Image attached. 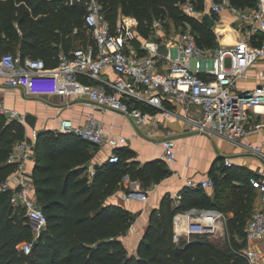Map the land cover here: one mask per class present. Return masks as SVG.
<instances>
[{
    "label": "trees",
    "instance_id": "trees-1",
    "mask_svg": "<svg viewBox=\"0 0 264 264\" xmlns=\"http://www.w3.org/2000/svg\"><path fill=\"white\" fill-rule=\"evenodd\" d=\"M98 1L112 25L120 14L137 18L143 39L154 35L157 20L166 27H191L203 47L219 44L214 28L180 10L181 0ZM230 1L241 8L255 5V0ZM194 2L198 10H204V0ZM85 14L77 1L0 0V54L42 58L55 68L60 52L70 54L93 42ZM26 131L23 124L0 115V264H250L238 252L247 244L246 226L257 191L250 180L257 172L224 165L220 173H212L214 196L203 188L189 187L182 190L180 200L166 195L153 210L137 253H130L120 237L131 229L138 214L107 200L119 190L127 191L126 177L147 190L170 176L171 169L161 159L141 163L133 149L122 147L117 150L118 162L96 164L95 176L90 178L89 164L99 148L74 133L55 130L40 131L35 142L34 197L46 213L47 226L31 242L27 254L24 246L32 232L26 208L11 203V188H1L16 170L8 159ZM228 188L231 202L225 196ZM190 208L232 212L227 219L230 243L218 244L207 234H194L191 241L178 243L176 216Z\"/></svg>",
    "mask_w": 264,
    "mask_h": 264
},
{
    "label": "built area",
    "instance_id": "built-area-1",
    "mask_svg": "<svg viewBox=\"0 0 264 264\" xmlns=\"http://www.w3.org/2000/svg\"><path fill=\"white\" fill-rule=\"evenodd\" d=\"M75 1L86 9L85 24L93 42L70 54L60 52L55 68H49L42 58L23 57L13 52L0 54V115L27 128L8 159L16 164L14 173L18 174V186L12 189L11 203L26 208L37 237L46 229L47 216L30 193L33 172L27 168V162L34 158L38 131L33 128L32 134L29 133L27 113L8 107L4 92L18 89L23 97L59 96L66 99L63 103L66 106L87 96L92 111L85 120L78 124L72 118L60 117L55 130L74 133L89 141L104 150L111 163L119 161L117 150L127 144L128 138L113 135L97 111L131 117L139 126L158 115L164 119L176 118L200 135L221 138L239 148L241 155L257 158L263 168L250 181L261 195L263 206L248 221L247 244L238 253L250 264H264V255L255 247V243L264 238V146L243 141L252 132L264 131V83L252 90L238 88L239 79L247 78L249 69L264 59V0H255V5L249 8L220 0L210 7L204 3V10L197 9L195 0H181L180 10L187 16L213 14L225 9L237 16L239 35L236 41L224 44L218 39V46L213 48L201 46L191 27L184 29L176 40H163L158 34L163 24L157 20L153 25L157 38L143 39L138 32L137 18L122 15L112 25L98 0H70V3ZM161 45L167 47V54L160 51ZM228 58L231 59L229 67ZM107 69L117 74L114 80L103 77ZM81 77L89 81L84 82ZM166 102L180 107L181 111ZM252 116L257 117L255 121ZM162 147V158L171 167L178 157L177 140L167 137ZM225 165H233L230 157L225 158ZM95 173L96 162L92 161L89 177L93 178ZM10 183L8 178L1 188H10ZM214 186L212 177L186 182L189 188ZM181 197L178 194L176 199ZM226 218L225 213L217 209L190 208L178 214L175 222L184 226L187 241H191L194 234H216ZM32 245L24 246L27 254Z\"/></svg>",
    "mask_w": 264,
    "mask_h": 264
},
{
    "label": "crops",
    "instance_id": "crops-1",
    "mask_svg": "<svg viewBox=\"0 0 264 264\" xmlns=\"http://www.w3.org/2000/svg\"><path fill=\"white\" fill-rule=\"evenodd\" d=\"M219 1L220 0H204V3L210 7ZM249 7L250 6H246V8ZM212 15L216 19L214 30L218 34L220 42L224 44L234 43L239 35V21L237 16L227 9L218 13H213ZM120 16L122 15L120 14L119 17ZM196 17L202 20V15H198ZM158 34L160 36L163 35L161 31ZM152 36H154L153 38H157L155 34ZM138 46L139 43H136L137 48H139ZM255 66H259L260 68L253 71ZM251 69L252 71H249L247 78L239 79V90H252L264 83V59L258 61ZM103 77L114 80L117 77V74L112 69H107ZM15 94L20 96L21 91L18 89H7L4 92L6 105L10 108L18 109L21 112L35 115L37 117L35 129L38 133L42 130H55L60 117L72 118L76 123H82L86 116L92 111V108L87 104V96L73 102L71 106L63 105V103L66 102V99L64 100L62 97L54 96L51 98L43 96L45 99L50 98L49 102L59 99V102L55 103L57 104L56 109L58 108L55 112L56 114L54 117H50L47 112L18 107L16 102H14ZM166 103L172 108L176 106L171 102ZM74 106H81L82 109H75L74 111L66 112L63 116V112L72 109ZM175 108L181 111L180 107ZM147 109L152 112L154 111L152 108ZM97 114L104 120L107 129L113 135H123L128 138V142L125 146H123V148L127 147L133 149L137 154V159L141 163L158 159L163 160V140L167 137H173L177 140L178 157L176 162L169 167L171 169L170 176L166 177L160 183L153 184L147 190L142 188L140 182H133V188L138 189L132 194L137 193L138 196L129 198L124 190H119L115 195L109 197L107 200V203L120 204L133 213L138 214L136 222L133 224L131 229L126 235L120 237L130 253H137L140 240L149 225L153 210L160 207L161 202L166 195H171L174 199H176V196L181 194L182 190L186 187L188 179L199 181L212 177L213 172L220 173L225 165V158L228 157H230L233 164L255 172L263 168L262 163L257 158L241 155L242 153L239 148L233 147L221 138L215 137L214 139H211L207 136L200 135L190 129V127H188L183 121L176 118L164 119L158 115V117L151 119L149 123L139 126L131 117H126L121 114L111 112L102 113L100 111H97ZM256 118L257 117L252 116V121H255ZM32 129L33 128L29 126L28 131L30 134H32ZM243 141L261 144L264 146V131L252 132L245 136ZM94 154L95 156L92 161L96 162V164L107 160L104 150L99 149V151ZM35 163L36 161L34 158H31L27 162V168L29 171L33 172ZM17 179V173L10 175L9 180L11 181V189L17 188ZM129 182V177H126L124 179V185L126 188H129ZM205 190L209 195L214 196L215 187ZM30 193L32 196H35L34 184ZM256 204L257 207L261 206V202H257ZM228 214H231L228 215L229 217L233 216L232 212H228ZM176 227L177 242L179 241L178 237H181L182 241H187L186 233L184 234L181 230H179L180 226L176 225ZM255 247L259 251L263 252L264 238L256 242Z\"/></svg>",
    "mask_w": 264,
    "mask_h": 264
},
{
    "label": "rangeland",
    "instance_id": "rangeland-1",
    "mask_svg": "<svg viewBox=\"0 0 264 264\" xmlns=\"http://www.w3.org/2000/svg\"><path fill=\"white\" fill-rule=\"evenodd\" d=\"M182 28H176L175 25L171 24L170 27H166L163 25V29L161 30L162 32V39L165 40V39H173V40H176L177 38H179V35L181 33ZM226 64L227 66H231V59L228 58L227 61H226ZM260 67L259 66H255L253 68V71L259 69ZM249 71L251 72L252 69H249ZM249 71H248V75H249ZM14 102H16L17 106L18 107H25V108H30L32 110H37V111H42V112H47L49 113L50 117H54L55 116V112L56 110V105L55 103H58L59 102V99H56L55 101H50V98L49 99H45L43 97H33V96H26V97H23V95L21 94L20 96H18L17 94H15V97H14ZM48 101V102H47ZM54 102V103H53ZM50 103V104H49ZM15 104V105H16ZM60 105V104H58ZM75 109H82L81 106H74L72 107V109L68 110V111H65L63 112V116L66 112H70V111H74ZM134 181H131L129 182V188H127V191L126 194L129 198L131 197H135V196H138V195H135V194H132L133 192H136L138 188H133V183ZM229 187V186H228ZM257 192V191H256ZM254 192V207H253V210H252V213H251V218L253 217V215L259 211L261 208H262V203H261V206L260 207H257V202H260V199H261V195L257 192ZM225 196L227 197V199L230 200V202L232 201V193L230 192V189L228 188V190L225 192ZM185 211V210H183ZM182 211H180L178 214H180ZM225 213V212H224ZM177 214V215H178ZM226 215V219L223 220L222 223H220L219 225V232H217L216 234L215 233H208L207 235H209V237H206L208 238L209 240H212L218 244H224L226 241L228 243H230L231 239H230V235H229V232H228V226H227V219L229 218L228 215H231V214H228V213H225ZM30 227H31V232H32V236H31V239L29 240V242H33L34 240H36V232L33 228V226L30 224ZM184 234H185V229H184V226L182 225L180 227V229ZM203 235H206V234H203ZM187 236V235H186ZM182 238L181 237H178V242L180 243H184L185 241H182L181 240ZM28 242V243H29ZM262 256L264 255V251L262 252L261 254Z\"/></svg>",
    "mask_w": 264,
    "mask_h": 264
},
{
    "label": "water",
    "instance_id": "water-1",
    "mask_svg": "<svg viewBox=\"0 0 264 264\" xmlns=\"http://www.w3.org/2000/svg\"><path fill=\"white\" fill-rule=\"evenodd\" d=\"M202 21L208 26V28L213 29L216 25V19L210 12H206L202 15ZM160 51L167 54L168 49L165 45L160 46ZM27 123L31 128H36L37 117L31 113L27 114Z\"/></svg>",
    "mask_w": 264,
    "mask_h": 264
}]
</instances>
